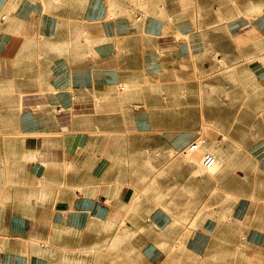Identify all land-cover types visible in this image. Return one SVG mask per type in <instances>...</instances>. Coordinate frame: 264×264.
<instances>
[{
  "label": "crops",
  "instance_id": "crops-1",
  "mask_svg": "<svg viewBox=\"0 0 264 264\" xmlns=\"http://www.w3.org/2000/svg\"><path fill=\"white\" fill-rule=\"evenodd\" d=\"M218 55L249 59L264 82V0H0V264H51L52 247L90 250L101 235H117L135 198L131 169L110 152L115 143L97 137L103 123L114 139L121 119L111 114L118 102L109 90L137 68L157 75L174 61L205 64ZM7 86L28 93L22 105L18 96L5 98ZM82 93L93 99L77 103ZM78 106L93 114L72 115ZM189 118L164 114L161 124ZM122 120L133 135L154 134L137 106ZM170 135L161 137L164 147L189 143ZM150 220L163 235L173 228L164 210ZM202 229L183 232L194 236V251L207 222ZM150 244L142 250L151 258L158 249Z\"/></svg>",
  "mask_w": 264,
  "mask_h": 264
},
{
  "label": "rangeland",
  "instance_id": "rangeland-1",
  "mask_svg": "<svg viewBox=\"0 0 264 264\" xmlns=\"http://www.w3.org/2000/svg\"><path fill=\"white\" fill-rule=\"evenodd\" d=\"M37 52L38 59L45 54L42 46ZM248 61L220 55L205 64L195 59L174 61L157 75L137 68L130 80L109 90L108 95L118 102L111 114L121 119L114 139H109L104 130L109 125L103 123L97 137L102 143H115L110 150L116 155L114 161L131 169L132 213L118 221L117 235L110 241L101 235L94 249L52 247L51 264H264V82L256 81ZM24 95L28 93H16L8 86L5 91L6 99L18 96L20 105ZM92 97L82 93L76 102ZM133 106L152 119L153 135L136 136L127 130L122 116ZM93 111L78 106L71 114ZM108 114L97 112L98 116ZM164 114L191 120L183 124L165 119L168 122L161 124ZM164 135L187 137L189 143L200 137L206 150L202 148L199 162L210 145L217 149L212 155L220 161L218 165L229 162L214 178L199 174L196 152L164 147ZM157 209L173 221V228L164 235L151 227L150 213ZM205 222L209 234L196 236L203 237L204 243L198 242L202 249L194 251L190 247L194 236L185 234L202 232ZM178 227L182 235L177 234ZM250 232L254 235L248 236ZM148 244H155L157 256L150 258L142 250Z\"/></svg>",
  "mask_w": 264,
  "mask_h": 264
},
{
  "label": "bare ground",
  "instance_id": "bare-ground-1",
  "mask_svg": "<svg viewBox=\"0 0 264 264\" xmlns=\"http://www.w3.org/2000/svg\"><path fill=\"white\" fill-rule=\"evenodd\" d=\"M259 60V59H258ZM205 147H206V145H205ZM204 147V145L203 146H200V148H198L197 150H195V151H193V152H196L195 153V155L194 156H196L195 158H194V162L196 163V167L199 169L198 171H200L199 172V174H202L203 172L204 173H207L208 175L207 176H209L210 178H214V177H216V175L223 169V167L225 166V165H227V162H229V159L228 160H225V161H223V163H221V164H223V165H218V164H220V161L219 160H217V159H214V162H213V165L211 166V167H209L208 169H205L204 170V168L202 167V166H200V162L198 161V156H200V154L202 153V148L204 149L205 148ZM204 150H206V149H204ZM208 150L210 151H208V153H210V154H213V152H214V155L216 154V152L215 151H217V149L214 147V146H211L210 145V148H208ZM192 152V151H191ZM191 152H189V155L191 154ZM192 156H193V154H192ZM187 161H188V157H187ZM222 162V161H221ZM202 167V168H201ZM211 172V173H210ZM243 176V175H242ZM153 178V177H152ZM140 197V196H139ZM157 206V205H156ZM125 213V212H124ZM171 217V216H170ZM153 232V231H152Z\"/></svg>",
  "mask_w": 264,
  "mask_h": 264
},
{
  "label": "built area",
  "instance_id": "built-area-1",
  "mask_svg": "<svg viewBox=\"0 0 264 264\" xmlns=\"http://www.w3.org/2000/svg\"><path fill=\"white\" fill-rule=\"evenodd\" d=\"M202 142H203L202 138L196 137L184 149H187L188 151H195L198 148H200ZM214 159L215 158L212 154H210L208 152H204L202 155V158H201V166L204 169H208L209 167H211L213 165Z\"/></svg>",
  "mask_w": 264,
  "mask_h": 264
}]
</instances>
